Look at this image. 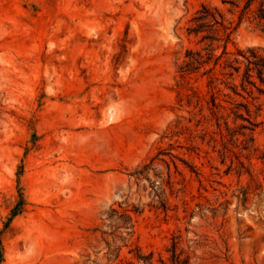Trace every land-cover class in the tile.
Returning <instances> with one entry per match:
<instances>
[{"label":"rangeland","instance_id":"1","mask_svg":"<svg viewBox=\"0 0 264 264\" xmlns=\"http://www.w3.org/2000/svg\"><path fill=\"white\" fill-rule=\"evenodd\" d=\"M202 2L232 16L222 0H0L2 264H138L150 250L170 264L173 235L185 264H264V161L228 171L197 136L215 127L180 105L205 79L177 70L200 46L187 26ZM232 40L264 53V20Z\"/></svg>","mask_w":264,"mask_h":264},{"label":"trees","instance_id":"2","mask_svg":"<svg viewBox=\"0 0 264 264\" xmlns=\"http://www.w3.org/2000/svg\"><path fill=\"white\" fill-rule=\"evenodd\" d=\"M222 1L230 4L228 10L231 17H227L218 5L202 2L190 18L187 34L197 36L200 46L186 49L177 70L182 80L193 76L205 79L199 84H186L187 90L185 97L180 98V105L188 107L192 114L189 120L194 122L196 128L206 124L215 127L210 131L202 127V132L197 136L201 141L212 144L222 161L230 158L228 171L234 167L239 175L247 172L253 177L250 163H246L241 155L248 159L255 155L264 161V144H254L256 123L252 119L251 108L255 98L253 88L264 92L261 85L264 84V53L255 46L242 48L235 45L231 49L229 42L233 41L232 33L244 18L264 20V0ZM235 14L237 18H234ZM25 207L26 198L20 188L9 219L21 213ZM179 242L178 236L173 235L168 257L170 264H185L189 260V254L183 257V250H177ZM136 247L141 250L139 246ZM134 256L138 264H168L160 253L156 257L154 250L136 252ZM2 261L3 244L0 238V264Z\"/></svg>","mask_w":264,"mask_h":264}]
</instances>
